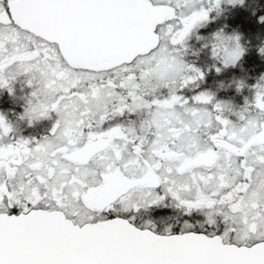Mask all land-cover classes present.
I'll list each match as a JSON object with an SVG mask.
<instances>
[{
    "label": "snow or ice",
    "instance_id": "obj_1",
    "mask_svg": "<svg viewBox=\"0 0 264 264\" xmlns=\"http://www.w3.org/2000/svg\"><path fill=\"white\" fill-rule=\"evenodd\" d=\"M244 4L0 0V92L49 121L0 113V264H264V74L201 87L247 48L197 31Z\"/></svg>",
    "mask_w": 264,
    "mask_h": 264
},
{
    "label": "flooded vegetation",
    "instance_id": "obj_2",
    "mask_svg": "<svg viewBox=\"0 0 264 264\" xmlns=\"http://www.w3.org/2000/svg\"><path fill=\"white\" fill-rule=\"evenodd\" d=\"M262 1L264 0H245L243 6H227L226 10L213 19L205 28L197 31V35L206 36L209 31L215 32L226 25L227 31L231 32L235 29L242 36L241 42L245 44L247 51L239 64L236 67L224 70L220 74H216L214 70L210 71L201 85L203 89L214 93L217 99L231 102L233 105H243L244 98H250L252 94L249 88L237 92L234 81L244 80L248 85H252L260 75L264 74V56L259 55L258 52V46L262 43H252L250 31L252 20L259 23V16L264 15ZM213 15L215 16V13ZM190 44L193 46V52H196L200 47V42L196 40L195 36H193ZM189 58L196 60L199 64L205 63L203 53ZM253 64H255V68H253ZM22 94L20 85H17L15 97L9 96L7 92H0V113L8 118L21 135H43L49 127V121H40L29 126L26 121L18 119L19 114L23 111V101L19 99ZM155 215H160V213Z\"/></svg>",
    "mask_w": 264,
    "mask_h": 264
},
{
    "label": "trees",
    "instance_id": "obj_3",
    "mask_svg": "<svg viewBox=\"0 0 264 264\" xmlns=\"http://www.w3.org/2000/svg\"><path fill=\"white\" fill-rule=\"evenodd\" d=\"M256 2H260V1H256ZM261 4H262V9L264 11V1H262ZM250 31H251L252 43L264 44V24L256 23L254 20H252ZM253 68H255V64H253Z\"/></svg>",
    "mask_w": 264,
    "mask_h": 264
},
{
    "label": "rangeland",
    "instance_id": "obj_4",
    "mask_svg": "<svg viewBox=\"0 0 264 264\" xmlns=\"http://www.w3.org/2000/svg\"><path fill=\"white\" fill-rule=\"evenodd\" d=\"M210 28H211V27H210ZM212 30H213V28H212ZM209 33H212V31H209ZM209 33H208V34H209Z\"/></svg>",
    "mask_w": 264,
    "mask_h": 264
}]
</instances>
